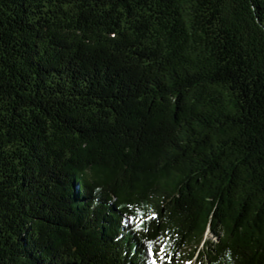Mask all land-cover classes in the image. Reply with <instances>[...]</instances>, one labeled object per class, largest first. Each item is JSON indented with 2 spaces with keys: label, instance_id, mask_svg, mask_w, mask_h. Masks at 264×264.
I'll return each instance as SVG.
<instances>
[{
  "label": "trees",
  "instance_id": "16d2710c",
  "mask_svg": "<svg viewBox=\"0 0 264 264\" xmlns=\"http://www.w3.org/2000/svg\"><path fill=\"white\" fill-rule=\"evenodd\" d=\"M0 264H264V0H0Z\"/></svg>",
  "mask_w": 264,
  "mask_h": 264
},
{
  "label": "rangeland",
  "instance_id": "374dc122",
  "mask_svg": "<svg viewBox=\"0 0 264 264\" xmlns=\"http://www.w3.org/2000/svg\"><path fill=\"white\" fill-rule=\"evenodd\" d=\"M210 238H212V236H209Z\"/></svg>",
  "mask_w": 264,
  "mask_h": 264
}]
</instances>
